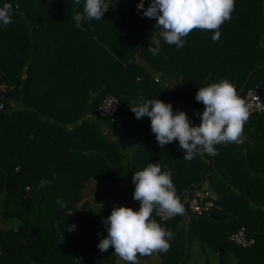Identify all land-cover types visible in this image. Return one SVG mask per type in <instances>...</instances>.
<instances>
[{"label":"trees","instance_id":"1","mask_svg":"<svg viewBox=\"0 0 264 264\" xmlns=\"http://www.w3.org/2000/svg\"><path fill=\"white\" fill-rule=\"evenodd\" d=\"M138 2L113 0L101 20L76 27L84 0H0L13 6L12 23L0 24V264H128L111 247L98 250L107 235L100 220L114 206L139 208L132 174L149 163L172 171L185 209L205 181L217 194L215 218L157 221L174 233L169 250L156 253L160 264L186 262L192 240L215 252L213 264H264V112L247 120L246 139L186 161L178 141L161 148L150 118L136 119L127 104L160 99L198 125V88L227 79L242 98L259 83L264 89V0H235L218 41L194 29L182 48L162 41L157 55L148 51L155 20ZM107 94L119 103L101 117ZM42 180L50 183L40 188ZM240 228L251 246L229 241Z\"/></svg>","mask_w":264,"mask_h":264},{"label":"clouds","instance_id":"2","mask_svg":"<svg viewBox=\"0 0 264 264\" xmlns=\"http://www.w3.org/2000/svg\"><path fill=\"white\" fill-rule=\"evenodd\" d=\"M74 3L78 5L80 0H74ZM112 6L113 0H84L83 15L74 17L76 27L81 26L83 19L101 20ZM136 7L138 12L142 10V17L155 20L148 51L157 55L162 41L175 45L177 49L182 48L184 38L194 29L211 31L212 41H218L221 25L231 20L235 0H150L147 8L144 0H139ZM12 15L10 3L0 6V24L12 23ZM195 99L204 105L202 112L195 113L200 117L198 125L192 124L184 111L174 112L171 103L160 99H145L140 95L139 99L133 98L127 104L136 119L150 118L151 131L161 148L178 141L186 161L194 159L198 152L215 156L218 154L217 145L246 139L243 129L250 116L249 107L229 80L221 79L198 88ZM172 175L170 169L165 167L162 170L158 163H149L132 174L133 199L139 201V208L113 207L103 220L107 235L97 244L100 252L111 247L123 261L139 264L138 256L169 250L174 233L157 222L153 213L162 214V219H171L185 212ZM48 183L50 181L42 180L39 187ZM56 203L61 208L66 207L62 199L58 198ZM60 223L64 226V220ZM75 227L74 224L67 225V231L72 232ZM56 229L61 231L59 224ZM63 231L64 227L62 238Z\"/></svg>","mask_w":264,"mask_h":264},{"label":"built area","instance_id":"3","mask_svg":"<svg viewBox=\"0 0 264 264\" xmlns=\"http://www.w3.org/2000/svg\"><path fill=\"white\" fill-rule=\"evenodd\" d=\"M258 86L250 87L245 89L243 98L245 99L249 111L250 117L257 114H262L264 112V99L257 91ZM1 90H5V86H0ZM263 89V88H262ZM264 91V89H263ZM2 96V95H1ZM0 96V111L4 108V100ZM118 98L112 94H107L101 101L100 106L98 108V113L101 117L111 116L112 113L118 106ZM186 209L184 212V216L186 220H189V212H193L197 215H202L204 213H209L214 209V202L212 198L209 197L208 191L199 192L198 189L193 190L190 195H187L186 199ZM156 214V219L159 222H166L168 219H162V214ZM229 241L233 244L241 247H249L253 244L254 239L250 238L246 235L245 229L240 228L236 232L229 234ZM1 255V250H0ZM30 264H44L41 262L32 261Z\"/></svg>","mask_w":264,"mask_h":264},{"label":"rangeland","instance_id":"4","mask_svg":"<svg viewBox=\"0 0 264 264\" xmlns=\"http://www.w3.org/2000/svg\"><path fill=\"white\" fill-rule=\"evenodd\" d=\"M198 245V241H191L190 258L188 259L187 264H213L217 261V256L214 251L208 250L204 256L203 252L198 251L200 250Z\"/></svg>","mask_w":264,"mask_h":264},{"label":"water","instance_id":"5","mask_svg":"<svg viewBox=\"0 0 264 264\" xmlns=\"http://www.w3.org/2000/svg\"><path fill=\"white\" fill-rule=\"evenodd\" d=\"M263 46H264V45H263ZM260 67H262V65L257 66L255 69H253V70H252V71L246 76L245 81H244V83H243V85H242V89L245 88L246 83H247V81H248V79H249L251 73H252L254 70H256V69H258V68H260ZM22 85H24V80H23V82H22ZM257 91H258V93L262 96V99H264V91H263V89H262L261 83H259V85H258V87H257ZM198 191H199V192L208 191V195H209L210 198H212L213 200H216V199H217V194L212 190V187H211V185L209 184L208 181H205V182L202 184V186H201L200 188H198ZM208 215H209V217H211V218H215V210H214V209L211 210V211L208 213Z\"/></svg>","mask_w":264,"mask_h":264},{"label":"crops","instance_id":"6","mask_svg":"<svg viewBox=\"0 0 264 264\" xmlns=\"http://www.w3.org/2000/svg\"><path fill=\"white\" fill-rule=\"evenodd\" d=\"M241 142V141H240ZM101 223H103L102 220H100ZM199 247V246H198ZM200 249V248H199ZM209 250V248L207 247L205 250L203 249H200L198 250L199 252H203L204 256H205V253ZM190 258V248H189V251L187 252V259ZM187 261L184 262L183 264H187ZM139 264H160V260H159V257L156 255V253H153L152 255L150 256H147L146 258L142 259V260H139L138 261ZM169 264V263H168Z\"/></svg>","mask_w":264,"mask_h":264}]
</instances>
